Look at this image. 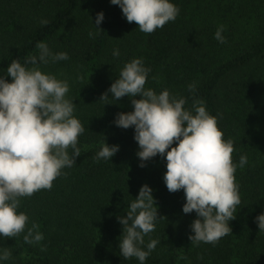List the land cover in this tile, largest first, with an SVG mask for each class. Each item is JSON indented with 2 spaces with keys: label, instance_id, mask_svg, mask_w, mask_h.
Returning a JSON list of instances; mask_svg holds the SVG:
<instances>
[{
  "label": "trees",
  "instance_id": "1",
  "mask_svg": "<svg viewBox=\"0 0 264 264\" xmlns=\"http://www.w3.org/2000/svg\"><path fill=\"white\" fill-rule=\"evenodd\" d=\"M171 2L179 8L176 19L149 34L127 22L109 0H0V75L10 82L8 64L36 54L39 41L53 52H67L69 59L41 70L68 81L66 96L85 128L78 137L81 154L71 168L62 169L66 174L50 189L21 198L18 211L29 216V227L40 226L44 239L29 245L23 234L0 237V247L12 252L2 264H139L120 255L123 226L117 217L126 215L144 184L153 190L158 215L145 244L159 241L145 264H264V232L254 219L264 212V0ZM101 11L104 19L96 29ZM220 25L224 43L214 38ZM113 49H119V57H113ZM132 58H142L151 69L145 88L183 96L185 108L202 99L223 139L233 141L232 161L248 158L234 173L241 203L229 221L231 232L215 244L191 243L195 213L182 212L183 190H167L164 158L157 155L140 167L133 128L113 123L117 113L132 110L130 99L116 101L109 93L100 100ZM104 142L119 150L110 160L97 161Z\"/></svg>",
  "mask_w": 264,
  "mask_h": 264
},
{
  "label": "clouds",
  "instance_id": "2",
  "mask_svg": "<svg viewBox=\"0 0 264 264\" xmlns=\"http://www.w3.org/2000/svg\"><path fill=\"white\" fill-rule=\"evenodd\" d=\"M109 2L121 9L127 22H135L141 32L149 34L179 14L171 0ZM103 19V12H98L93 26L100 29ZM48 22L40 21L42 25ZM223 31L220 25L214 33L220 43L225 42ZM89 36L94 37V33L89 32ZM35 48L36 54L8 64L10 82L0 75V237L23 234L29 245L39 244L44 235L37 223L29 227V216L18 211L21 198L50 189L55 178L66 174L62 169L75 164L81 154L78 137L85 132L74 116L73 100L66 96L68 81L41 70V65L69 59L67 52H53L44 41L37 42ZM112 55L119 57V49H113ZM150 72L142 58H132L124 63L119 77L100 100L109 98V93L116 101L125 96L130 99L132 110L117 113L113 123L123 129L133 128L140 167L157 155L164 158L167 190H183L182 212L195 213L189 226L191 243L215 244L231 232L229 221L235 219L233 213L241 203L234 173L248 163V158L240 155L238 164L232 161L233 141L223 139L217 118L206 110L202 99H194L191 108H185L183 96L172 95L168 89L157 93L145 88ZM194 89V83L188 85L190 93ZM137 96L139 99L134 98ZM118 150L119 145L104 142L95 158L110 160ZM152 191L147 184L142 185L126 215L117 217L123 226L118 243L120 255L124 259L134 257L139 264H145L159 243L151 239L145 244L144 240L155 230L158 218ZM254 219L258 231L264 232V212ZM41 250H45L43 245ZM11 257L9 248L0 247V264Z\"/></svg>",
  "mask_w": 264,
  "mask_h": 264
}]
</instances>
